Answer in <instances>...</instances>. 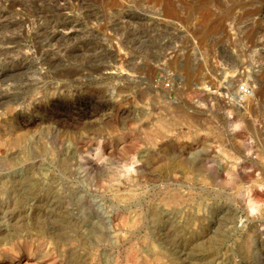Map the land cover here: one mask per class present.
<instances>
[{"label":"rangeland","instance_id":"obj_1","mask_svg":"<svg viewBox=\"0 0 264 264\" xmlns=\"http://www.w3.org/2000/svg\"><path fill=\"white\" fill-rule=\"evenodd\" d=\"M263 9L0 0V264H264Z\"/></svg>","mask_w":264,"mask_h":264},{"label":"bare ground","instance_id":"obj_2","mask_svg":"<svg viewBox=\"0 0 264 264\" xmlns=\"http://www.w3.org/2000/svg\"><path fill=\"white\" fill-rule=\"evenodd\" d=\"M74 1H78V3L79 2H86L85 0H74ZM90 1V0H89ZM68 2H70V0H63V4H65V3H68ZM167 2V1H166ZM169 2V1H168ZM59 3V2H58ZM62 3V2H61ZM170 3V2H169ZM166 4V3H165ZM86 5V4H85ZM87 6V5H86ZM167 6V5H166ZM85 7V6H84ZM171 9V8H170ZM264 10V9H263ZM165 11V10H164ZM87 13V12H86ZM262 13V12H261ZM133 14V13H132ZM168 14V13H167ZM160 15V14H159ZM176 15V14H175ZM140 16V15H139ZM75 17V16H74ZM69 18V17H68ZM129 18V17H128ZM121 19V18H120ZM253 20V19H252ZM261 21H263V20H261ZM264 22V21H263ZM176 24V23H175ZM251 25V24H250ZM256 25V24H255ZM258 26V25H257ZM261 26V25H260ZM179 27V26H178ZM248 27V26H247ZM181 28V27H180ZM214 28V27H213ZM212 28V29H213ZM259 28V27H258ZM61 30V29H60ZM64 31V30H63ZM68 31V30H67ZM208 31V30H207ZM211 31V30H210ZM260 31L262 32V35L259 37V41L257 42V44H258V46H260V45H262L263 47H264V24H263V27L260 29ZM259 31V32H260ZM56 33V32H55ZM204 33V32H203ZM259 34V33H258ZM257 34V35H258ZM62 35V34H61ZM206 36V35H205ZM263 36V37H262ZM205 38V37H204ZM261 38V39H260ZM203 39V38H202ZM256 44V43H255ZM261 46V47H262ZM260 48V47H259ZM194 49V48H193ZM263 49V48H262ZM191 50V49H190ZM6 53H7V51H6ZM50 53V52H49ZM43 54H44V51H43ZM52 54V53H51ZM54 54H55V52H54ZM47 55V54H46ZM56 55V54H55ZM0 76H1V73H0ZM237 97V96H236Z\"/></svg>","mask_w":264,"mask_h":264},{"label":"built area","instance_id":"obj_3","mask_svg":"<svg viewBox=\"0 0 264 264\" xmlns=\"http://www.w3.org/2000/svg\"><path fill=\"white\" fill-rule=\"evenodd\" d=\"M249 93V87L246 84H242L237 89L236 96L239 98H242L243 96L247 95Z\"/></svg>","mask_w":264,"mask_h":264}]
</instances>
